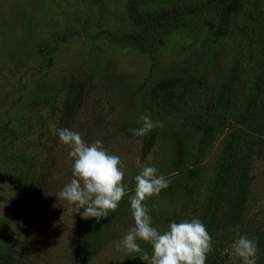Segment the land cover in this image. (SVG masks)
<instances>
[{"label":"rangeland","instance_id":"rangeland-1","mask_svg":"<svg viewBox=\"0 0 264 264\" xmlns=\"http://www.w3.org/2000/svg\"><path fill=\"white\" fill-rule=\"evenodd\" d=\"M228 5L0 0V264L138 259L115 243L133 227L127 196L99 221L57 199L72 178L61 128L118 155L129 193L136 160L170 180L145 201L160 231L177 216L201 219L229 129L219 128L220 85L231 83L227 113L240 112L253 57L264 51V0H242L233 11ZM141 115L156 126L138 137L129 129L141 126Z\"/></svg>","mask_w":264,"mask_h":264},{"label":"clouds","instance_id":"clouds-1","mask_svg":"<svg viewBox=\"0 0 264 264\" xmlns=\"http://www.w3.org/2000/svg\"><path fill=\"white\" fill-rule=\"evenodd\" d=\"M139 122H142L141 126L129 129L138 137L147 135L156 126V122L147 115H141ZM56 134L60 143L69 149L67 157L71 161L72 175L57 193L58 200L74 205L81 218L99 221L117 209L127 196L134 223L115 242L118 251H123L128 257L139 258L144 264H206L212 243L200 219L172 221L164 231L153 225L145 201L167 189L170 183L157 168L136 160L140 170L134 177V189L129 193L124 183L121 158L109 153L100 140L87 143L79 132L68 128L57 129ZM140 241L151 246L150 253L141 247ZM227 251L230 256L239 258L241 264H257V242L246 234L234 238Z\"/></svg>","mask_w":264,"mask_h":264},{"label":"trees","instance_id":"trees-1","mask_svg":"<svg viewBox=\"0 0 264 264\" xmlns=\"http://www.w3.org/2000/svg\"><path fill=\"white\" fill-rule=\"evenodd\" d=\"M228 1L227 9L233 11L242 0ZM223 27L224 22L219 29ZM253 66L249 97L240 112L234 115L230 112L231 116L227 113L231 83H221L219 88V117L222 116L219 128L224 125L229 129L223 136L219 135L224 143L220 146L218 173L200 219L212 243L206 264H241L239 258L227 251L239 234L256 240L257 264H264V51L253 57ZM207 135L204 132L202 139ZM154 137H147L146 144L151 145ZM145 148L147 155L149 146ZM181 220L180 216L175 218L176 222ZM134 264L144 262L138 258Z\"/></svg>","mask_w":264,"mask_h":264}]
</instances>
